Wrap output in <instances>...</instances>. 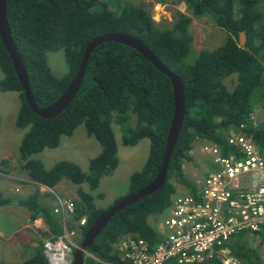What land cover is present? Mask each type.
<instances>
[{"label": "trees", "instance_id": "16d2710c", "mask_svg": "<svg viewBox=\"0 0 264 264\" xmlns=\"http://www.w3.org/2000/svg\"><path fill=\"white\" fill-rule=\"evenodd\" d=\"M169 1L183 4L188 15L171 10L170 21L161 18L155 22L142 2L127 5L117 1L110 11L98 0L5 1L11 41L38 109L57 100L77 73L86 45L104 34L123 33L138 40L181 81L184 113L163 185L116 212L81 254L82 264H124L110 251V246L126 235L154 242L155 232L147 220L169 207L176 190L174 183L188 193L194 190L182 171L183 163L190 161L194 142L215 145L225 151L226 132L245 125L242 129L245 138L264 152V123L259 121L254 126L248 121L255 108L264 111V0H153V3L165 6ZM206 17L224 32L223 42L211 50H199L187 62L192 42L191 19ZM240 32L244 34L242 46L237 41ZM57 51H62L66 66L65 74L59 77L50 71L46 60L47 53ZM0 73V93L17 95L14 127L26 131L16 158L32 181L52 188L66 179L75 185L86 183L89 190H94L99 177L117 164L112 121L120 127L124 146H132L143 138L149 142L148 157L141 170L129 176L126 195L143 188L157 174L174 109L172 88L168 78L133 48L108 41L92 49L75 96L52 118L42 119L29 109L1 43ZM231 75L235 78L226 79ZM225 79L232 85L230 90L224 84ZM130 119L134 120L133 127L128 124ZM79 125L100 147L99 154L89 160L86 173L66 161L44 170L41 161L32 158L44 149H55L60 137H70ZM76 196L71 200L73 212L66 225L74 226L84 218L78 232L77 245H80L90 224L105 210L96 207L93 197L80 189ZM18 204L25 207L31 220L37 216L43 220L48 228L44 236L49 241L62 234L61 222L50 209L37 204L35 194ZM245 243L243 233H239L225 246L242 264H259ZM18 264H47V261L38 248L32 257Z\"/></svg>", "mask_w": 264, "mask_h": 264}, {"label": "built area", "instance_id": "2783aa9c", "mask_svg": "<svg viewBox=\"0 0 264 264\" xmlns=\"http://www.w3.org/2000/svg\"><path fill=\"white\" fill-rule=\"evenodd\" d=\"M258 115L248 117L254 126L264 123V113ZM244 127L226 132L225 151L208 143L199 146L210 172L196 181L192 193L171 199L162 224L154 230V242L126 235L112 243L110 251L124 264H242L230 255L226 242L239 233L264 231V152L245 138ZM52 212L62 221V234L43 243V254L48 264H69L72 251L79 248L72 240L85 220L66 225L73 212L68 199L56 198Z\"/></svg>", "mask_w": 264, "mask_h": 264}, {"label": "rangeland", "instance_id": "374dc122", "mask_svg": "<svg viewBox=\"0 0 264 264\" xmlns=\"http://www.w3.org/2000/svg\"><path fill=\"white\" fill-rule=\"evenodd\" d=\"M98 1L99 3H101L100 5H107V9L110 11L114 10L113 8L115 4H117V1L119 3H122L124 1L127 5H136L142 2L146 7L149 8L151 17L154 15L158 17L156 18L154 16L155 22L159 21L161 18H163L162 20L170 21L171 10H178L180 13L188 15V12L183 4L174 5L171 1H169L165 6L160 5V7L156 6L158 4L153 3V0ZM262 11L264 13V7L262 8ZM190 28L192 42L190 45V51L188 52L189 54L186 57L187 62H190V59L193 58V56H196V53L199 50H211L219 46L223 42V39L225 37L224 32L216 28L211 19H208L207 17L200 20H195L194 18H192ZM46 60L50 71L55 76L59 77L65 74L66 66L62 51L47 53ZM230 78H235V76L231 75L226 79ZM226 79L224 80V84L226 88L230 90L232 85ZM17 108L18 100L15 92L0 93V150L6 151L7 154L11 153L12 155L14 152V158L17 156V150L20 145L21 138L26 131L14 127V119L16 116ZM255 110L257 111V114H259V109L255 108ZM259 116L260 115H258V117ZM128 124L130 127H133L134 120L130 119ZM110 126L115 141V158L117 162L116 167L108 174L99 177L98 186L94 190H89L86 183L75 185L70 183L66 179H61L59 181L65 185L68 184L71 186V188L75 189V191L73 192V196L76 195L77 189H80L89 194L93 197L94 205L103 210L108 209L118 198L120 199L127 194L128 178L131 174L141 170L148 157L149 149V142L146 138L140 139L132 146H124L121 140L122 133L120 127L116 125L114 121L111 122ZM201 144L202 143L200 141H196L193 143V148L189 152L190 161L183 163L182 166L183 174L186 180L190 181L191 184H194V181H197L202 174L204 176L205 173L207 174L210 172V170L206 166V159L201 157L198 151V148ZM99 152V145L93 140L92 137H88L84 133L83 126L79 125L73 130L70 137H60L55 149H44L39 154H36V156H38L42 160L41 164L44 170H49L57 162L66 161L77 165L81 172L86 173L89 160L96 157ZM36 156L34 155L32 156V158H37ZM15 159L17 160V158ZM174 185L175 189L183 190L182 186L176 183H174ZM53 194L58 196L55 190H53ZM29 195H31V192L28 194V196ZM28 196L26 197V199L28 198ZM174 196L175 194L171 195L170 200ZM58 197V199L60 200H67L61 199L60 196ZM74 199L75 198H72L71 200ZM164 218L165 213L162 212L158 216L149 217L147 223L150 227L156 225V228L160 223L162 224ZM27 222L24 219L17 220L18 226L24 225V223L27 224ZM65 222L67 223V221ZM0 223H2L1 217ZM4 224H6L5 221ZM71 227L73 226L71 225ZM25 232V230L19 232L15 238L11 239L10 243L0 241V261H5L3 254L11 250L9 247L15 246L18 242V239H22L25 236ZM253 235V243L250 242L251 248L255 251L260 261L259 264H264V231ZM72 241L75 244H78V234ZM17 253L20 254L19 252ZM18 257L20 256H17L14 259H19ZM12 261L19 262L20 260Z\"/></svg>", "mask_w": 264, "mask_h": 264}, {"label": "water", "instance_id": "95a60500", "mask_svg": "<svg viewBox=\"0 0 264 264\" xmlns=\"http://www.w3.org/2000/svg\"><path fill=\"white\" fill-rule=\"evenodd\" d=\"M5 1L0 0V43L4 47L6 54L8 55L15 76L20 84L23 91V96L29 109L38 117L42 119L52 118L57 116L62 110L66 108L69 102L75 96L83 77L84 68L86 64L87 57L92 49L100 45L103 42H116L120 45H124L133 48L137 53H139L143 58H145L158 72L165 75L172 88L173 95V113L171 122L165 138V146L161 159V166L155 175V177L143 188L137 190L134 193L128 194L121 197L115 203H113L108 209L101 212L90 224L85 235L83 236L82 242L78 249H75L72 253V263L71 264H82L81 254L85 252L93 242L97 234L102 230V228L107 224L110 218L119 210L136 202L137 200L148 196L149 194L158 190L164 183L166 177V168L169 155L175 145L177 140V135L180 129L181 121L183 118V89L181 81L178 77L174 76L168 71L153 54L138 40L131 36L125 35L123 33L116 34H104L96 37L90 41L83 52L82 61L79 65L77 73L74 75L73 79L68 83L64 91L59 95L57 100H55L51 105L46 108L38 109L33 103V99L29 93L27 78L23 70L21 61L15 51V47L11 41L10 33L6 24L5 19ZM238 46L243 45L244 34L243 32L238 33Z\"/></svg>", "mask_w": 264, "mask_h": 264}, {"label": "crops", "instance_id": "0c3cea01", "mask_svg": "<svg viewBox=\"0 0 264 264\" xmlns=\"http://www.w3.org/2000/svg\"><path fill=\"white\" fill-rule=\"evenodd\" d=\"M156 6L160 7L159 5ZM259 111L260 115H262L264 112L261 109H259ZM13 156L14 152L12 155L11 153L7 154L6 151L0 150V201L4 202L2 204L0 203V217L2 220V223H0V241L10 243L11 239L15 238L19 232L23 230H25L26 232L25 236L22 239H18V242L15 246L9 247L11 250L3 254L5 261H0L1 264H18L23 262L24 260L32 257L38 248L42 250L43 243L48 240L47 237L44 236L48 229L47 225L39 216H37L36 219L31 220L29 218V213L25 209V207H22L18 204L19 201L25 200L28 194L31 192V194H35L37 196L38 205L45 206L53 211V209L56 207V198H59L58 196H60L61 199L69 200H71L72 198H76V195L73 196V192L75 191V189L71 188V186L68 184L65 185L61 182H58L56 186L47 188L35 181H32L26 174V172L20 168L17 160L15 159L16 157L14 158ZM36 157V159L42 161L38 156ZM205 159L206 166L210 170V166L207 163V158ZM202 176L203 174L201 175V177ZM193 185L195 190L196 180L194 181ZM53 190L57 192L58 196L53 194ZM186 193H188V191L184 188L183 190H175V195H182ZM53 215L54 217L58 218L59 222H61L58 215ZM19 219H24L26 222H28L27 224L24 223V225L18 226L17 220ZM4 221L6 222V224H4ZM155 226H153L154 230ZM253 237V234L243 233V240L246 242L244 246L254 252L258 262L260 263L255 251L251 248L250 245V242L253 243ZM17 252H19L20 254H18ZM17 256H20L18 257L19 259H14ZM12 260L20 261L16 262Z\"/></svg>", "mask_w": 264, "mask_h": 264}, {"label": "clouds", "instance_id": "9594fccd", "mask_svg": "<svg viewBox=\"0 0 264 264\" xmlns=\"http://www.w3.org/2000/svg\"><path fill=\"white\" fill-rule=\"evenodd\" d=\"M255 112H257V111H255ZM258 113H259V115H260V111L258 110ZM75 250V249H74ZM42 253H43V246H42ZM44 255V254H43ZM45 257V256H44ZM48 264V263H47Z\"/></svg>", "mask_w": 264, "mask_h": 264}, {"label": "flooded vegetation", "instance_id": "af4514ba", "mask_svg": "<svg viewBox=\"0 0 264 264\" xmlns=\"http://www.w3.org/2000/svg\"><path fill=\"white\" fill-rule=\"evenodd\" d=\"M80 246V245H79ZM73 253V252H72ZM72 263V254H71V261H70V263L69 264H71Z\"/></svg>", "mask_w": 264, "mask_h": 264}]
</instances>
